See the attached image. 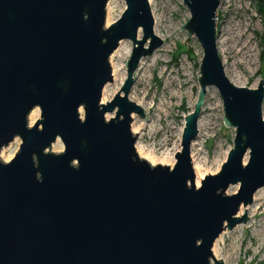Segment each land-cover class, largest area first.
<instances>
[{"label":"water","instance_id":"water-1","mask_svg":"<svg viewBox=\"0 0 264 264\" xmlns=\"http://www.w3.org/2000/svg\"><path fill=\"white\" fill-rule=\"evenodd\" d=\"M122 1L106 28L109 0H0V152L20 139L13 159L0 160V264H222L215 241L246 223L239 208L264 188V81L250 90L226 78L216 26L223 0H181L190 19L180 29L202 51L197 101L172 168L138 158L131 123L144 116L128 96L140 60L162 42L149 0ZM125 41L126 81L101 105L109 58ZM209 88L235 135L219 173L196 188L190 149ZM57 140L63 151L52 154Z\"/></svg>","mask_w":264,"mask_h":264},{"label":"rangeland","instance_id":"rangeland-1","mask_svg":"<svg viewBox=\"0 0 264 264\" xmlns=\"http://www.w3.org/2000/svg\"><path fill=\"white\" fill-rule=\"evenodd\" d=\"M258 3L259 0H223L218 9L216 21L218 53L224 64L225 76L235 87L250 90L257 89L260 81H264V17L259 14ZM149 6L154 27L155 21L158 23L159 33L157 35L163 37L164 42L161 41V47L153 52L158 57L157 62L147 61L149 63L145 68L138 70L140 62L150 58L153 54L142 58L133 75L135 80L128 100L136 105L146 98L145 103L148 109L142 110L143 118L132 116L131 132L137 139L136 146L141 153L154 157L158 162L172 164L173 167L174 156L180 151L177 152L179 146L181 147L179 131L183 117L189 115L191 106L193 105L194 109L197 101L199 90L197 79L202 51L198 42L194 38H188L186 32L180 29L190 19L189 12L181 0H149ZM112 8L108 28L119 20L125 10V5L122 0H113ZM154 36L158 38L155 32ZM137 39L139 41L142 39L141 32L138 33ZM149 43L150 41H147L146 48ZM119 47L123 51H130V54L128 58L120 61L116 57L111 59L110 56L109 58L111 73L114 65L117 69H125V72L121 71L115 80L112 77V83L106 86L105 97L109 102L113 100L126 81L125 64L132 52L130 41L121 42ZM165 72L172 75L165 76ZM178 83L182 87L180 91L182 96L171 98L170 95L176 91ZM163 103L164 108L162 109ZM262 119L264 121V105ZM38 120L39 111L37 110L36 122ZM199 121L198 136L190 149L191 165L192 168L193 165L201 167L202 173L206 176H213L219 173L227 160L235 135L233 130L224 127L222 102L214 88H209L207 91ZM28 126L31 127L29 117ZM19 146L20 139L15 138L1 151L4 152L5 158L9 157L11 160L18 152ZM62 151L63 146L59 140L49 149L52 154H60ZM0 160L4 163L1 154ZM237 190L238 187H232L227 191V195H233ZM259 191L262 195V201L257 204L260 211L252 224L249 226L246 225L247 223L241 224L242 227L237 233L233 231L235 228L231 231H224L226 235L221 244V250L223 256L230 258V264H264V244L252 234V229L259 230L260 223L264 219V215L260 216L264 213V188ZM240 242H243L242 246ZM260 244H262L260 254H255L254 251Z\"/></svg>","mask_w":264,"mask_h":264},{"label":"bare ground","instance_id":"bare-ground-1","mask_svg":"<svg viewBox=\"0 0 264 264\" xmlns=\"http://www.w3.org/2000/svg\"><path fill=\"white\" fill-rule=\"evenodd\" d=\"M112 4H113V0H110L108 2V4H107V7H106V12H107V18H106V22H105V27L106 28L110 24V15H111L112 9H113L112 8ZM153 32H155V35L159 38L160 41L164 42L163 37L157 35V33H159V32H158V23L156 21H155V27H154ZM129 54H130V51H126V50L123 51L119 47L111 55V59H113L114 57H116L118 59V61H120L123 58H128ZM157 60H158V57L156 56V53H154L150 58H147V59L142 60L140 62V66H139V69L138 70L145 68L146 64L149 63L150 61L156 63ZM147 61H149V62H147ZM223 66H224V64H223ZM121 71H124L125 72V69L124 68H121V70H120V69H117V66L116 65L112 66V77H113L114 80L116 78H118L119 73ZM164 75L165 76L166 75H169V77H170L172 74H169L168 72H165ZM184 77H188V76L187 75H184ZM134 80H135V76L133 77V83H134ZM171 84H172V82H171ZM106 89H107V87H105L104 88V91H103L101 105H106V103L107 104L109 103L108 98L105 97ZM181 89H182L181 84L178 83V86L176 88V91L175 92H172L171 95H170L171 98H175V97L176 98H181V96H182L181 93H180ZM174 90H175V88H174ZM163 99H165V97H163ZM145 100H146V98H144L141 101H139L138 103H136V106H138L143 111H146L148 109V105L145 103ZM161 107H162V109L164 108V103L161 105ZM192 110H193V105L191 106V109L189 111V114L192 112ZM79 115L82 118V110L79 111ZM28 117H29V121H30V126L32 127L33 125H35V122H36L37 110L32 111L29 114ZM185 118H186V116L183 117L182 127H181V130L179 131L180 138H182ZM197 124L199 125L200 124V121ZM180 148L181 147L179 146L177 152L180 150ZM0 154H1L2 159L4 160V163H8V162H10L12 160V159L10 160L9 157L8 158H5L3 151H1ZM137 154H138L139 159L146 161L151 167H155L157 165H161V166H164L165 165L167 167L172 168V164H166V163L158 162L154 157H151L148 154L144 155L143 153H141V150L140 149H137ZM193 172H194V176H195V187L196 188H199L200 187V182L204 179V177L206 175L202 173L201 167H199L197 165H193ZM259 193H260V191H258L254 195L253 200H252V203L250 205H248L246 207H240L239 208L237 217L241 218L244 215V211H246L245 215H246V218L248 219L246 221V223H247L246 225L247 226H249L250 224H252V221L258 216V212L260 211V207H258L257 204L262 201V195H260ZM263 215H264V213L263 214H260V216H263ZM240 227H242V226H240V225L237 226L233 231L235 233H237V231H238V229H240ZM259 228H260L259 230H256V228H253L252 229V234L261 243L263 242V244H264V219H263V222L260 223ZM225 235H226V232H224L222 235H220L219 238L215 241V243H214V245L212 247V256H213L214 260H216V261H220L221 260L222 261V264H230V258L223 256L222 255V250H221V244L223 243V239H224V236ZM240 244L242 246L243 242H240ZM261 246H262V244H260L259 247H258V249L254 251L255 254H260V250H261L260 247Z\"/></svg>","mask_w":264,"mask_h":264},{"label":"trees","instance_id":"trees-1","mask_svg":"<svg viewBox=\"0 0 264 264\" xmlns=\"http://www.w3.org/2000/svg\"><path fill=\"white\" fill-rule=\"evenodd\" d=\"M258 8L259 14L264 17V0H259Z\"/></svg>","mask_w":264,"mask_h":264},{"label":"built area","instance_id":"built-area-1","mask_svg":"<svg viewBox=\"0 0 264 264\" xmlns=\"http://www.w3.org/2000/svg\"><path fill=\"white\" fill-rule=\"evenodd\" d=\"M135 148H136V151H137V149H138V148H137V146H136V145H135Z\"/></svg>","mask_w":264,"mask_h":264}]
</instances>
